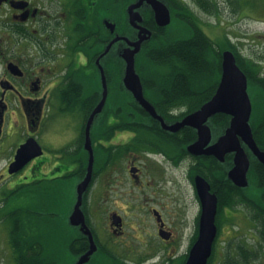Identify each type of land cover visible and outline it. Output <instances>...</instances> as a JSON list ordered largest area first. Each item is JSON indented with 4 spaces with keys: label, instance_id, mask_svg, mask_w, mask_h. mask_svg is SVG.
Returning a JSON list of instances; mask_svg holds the SVG:
<instances>
[{
    "label": "flooded vegetation",
    "instance_id": "1",
    "mask_svg": "<svg viewBox=\"0 0 264 264\" xmlns=\"http://www.w3.org/2000/svg\"><path fill=\"white\" fill-rule=\"evenodd\" d=\"M137 1L0 0V160L9 155L0 173V251L5 241L13 264H77L90 250L89 233L97 251L85 264H185L202 213L197 176L217 196V216L242 207L220 208V195L233 188L239 190L238 198L243 193L244 188L229 177L234 163L227 167L235 152L226 154L224 161L213 154L193 153L189 146L198 141V128L171 129L217 94L226 77V51L233 53L245 75L251 101L249 124L256 149L237 133L250 158L245 188H264V159L259 155L264 153V37L258 35L256 47L248 50L246 45L252 44L223 32L228 6L234 16L242 4L258 11L246 17L262 29L264 8L250 1L224 0L227 6L217 4L218 12H208L195 0H160L171 14L170 23L162 25L154 5L145 0L135 8L141 19L133 24L129 10ZM216 15V22L206 18ZM174 24L178 29L169 30ZM215 26L223 31L216 32ZM143 35L148 38L135 56V71L145 100L158 116L125 81L123 54ZM117 36L123 40L114 42ZM170 39L176 41L171 43L176 58L184 44L179 40L201 47L203 65L196 69L190 63L159 64V55L167 51L162 47L170 46H164ZM228 79L237 84L239 76L230 74ZM229 92L233 94V89ZM104 98L101 111L94 113ZM233 120L234 115L224 111L210 116L206 124L212 137L204 149L225 135ZM29 139L42 153L10 174L18 150ZM181 169L192 186L197 211L187 243L167 219L182 216V210L171 208L164 199L168 184L177 185L174 173ZM89 172L81 207L84 221L73 216L76 202L69 210L52 209L50 195L59 193L57 185L71 182L77 192ZM238 234L231 236L240 239ZM180 243L186 245L181 254ZM232 246L237 247L225 243L222 250ZM98 254L104 259L95 257ZM257 263L264 264V250L252 262Z\"/></svg>",
    "mask_w": 264,
    "mask_h": 264
},
{
    "label": "water",
    "instance_id": "2",
    "mask_svg": "<svg viewBox=\"0 0 264 264\" xmlns=\"http://www.w3.org/2000/svg\"><path fill=\"white\" fill-rule=\"evenodd\" d=\"M145 0H138L130 6L131 22L136 23L140 20V15L135 11V8L141 6ZM154 5L158 21L162 25H168L171 21L170 10L167 5L160 0H147ZM112 26V25H111ZM113 29V26H112ZM148 38V35H143L138 41L133 42L130 46L134 48H127L123 57L127 64V82L129 88L134 91L136 98L141 101L145 108L154 116H158L154 106L145 100L142 92V86L139 76L135 71V56L140 51L142 43ZM123 40L122 37L117 36L114 42ZM127 40V39H125ZM128 42V41H127ZM129 43V42H128ZM224 65L226 77L222 79L221 85L214 98L208 103L204 104L199 110L191 113L179 125L171 127V129H178L179 126L192 125L199 130V139L197 142L189 146V150L193 153L213 154L224 161V157L228 153L235 152L234 166L229 171V177L237 185L245 188L248 186L247 173L250 168V158L241 147L237 133H239L244 142H246L252 149H256L253 139L252 129L249 124V116L251 113V101L247 93V81L245 75L239 69L235 62L232 52L226 51L224 54ZM230 74H237L239 81L234 84L228 79ZM130 76V77H129ZM233 89V94L229 91ZM105 98L98 105L94 113L100 112ZM227 112L234 115V120L227 129L225 135L221 136L218 141L204 149L210 142L212 134L210 127L206 124L208 118L218 112ZM241 118V120H240ZM40 146L34 139H29L24 143L17 152L16 160L10 165L9 172L11 174L18 172L29 160L40 155L42 152H37ZM36 150V152H33ZM264 159V153L259 154ZM91 169V168H90ZM90 181V172L85 180L77 188V201L74 207V217L80 218L84 221L82 211L83 196ZM200 200L202 202V213L199 222V234L196 242L190 250L188 259L185 264H208L213 252V245L218 234V227L216 224V216L218 210V198L215 194L210 192L209 183L202 177L197 176L196 179ZM161 220V219H160ZM91 247L90 250L83 255L77 264H85L90 255L97 251V245L94 242L91 233ZM164 238H168L164 232H161Z\"/></svg>",
    "mask_w": 264,
    "mask_h": 264
},
{
    "label": "rangeland",
    "instance_id": "3",
    "mask_svg": "<svg viewBox=\"0 0 264 264\" xmlns=\"http://www.w3.org/2000/svg\"><path fill=\"white\" fill-rule=\"evenodd\" d=\"M239 1L241 2L250 1L253 4H257L259 7L264 8V0H239ZM217 2L219 4V7L227 6V3L225 5L224 0H217ZM235 9L237 11L239 10L237 13L239 15L237 16L232 15L234 10L230 11L229 6L227 7L228 12L225 15L226 25L223 26L224 31L222 30L223 27L215 26L218 27L216 28V32L223 31L227 33L228 36L231 37L233 40L242 41L244 44L245 43L252 44V46L246 45V48L248 50L250 48L253 49L256 47L254 45L257 42H259L258 35L264 37V29H262V26L255 23L251 17H246V15L250 14L256 16L259 13L258 11H254V12L251 11L250 6L245 4L244 5L242 4L241 6H238ZM261 12L262 14H264V11ZM206 18L209 21L216 22L218 19V15L214 17L208 16ZM177 29H178L177 24H174L169 28V30L172 31ZM208 31L212 33V28H210ZM260 39L263 40V38ZM4 144L8 145V142H4ZM8 156H9L8 154L7 155L4 154L3 159L0 160L1 161L0 173L5 171V170L2 171V168L5 166L7 162L6 159ZM232 162H233L232 160L228 161L227 167H229V164ZM174 174L176 176L177 185L174 184V181L168 184L169 186L168 189L166 190L169 192L168 193L169 195L164 197V199L165 201H168L167 203L171 208L174 207V209L176 210H180V211L182 210V216L168 215L167 219L169 223L171 222L173 229L179 233V238L182 234L185 239V243H187V239H190L191 235L193 234L194 226L197 218L196 216L197 211L195 206L196 200L192 191V186L190 184V181H188L187 178L184 177L185 170L181 169L180 172H175ZM4 188L6 189L7 186ZM57 188L59 189V190L57 189L59 193L53 192L50 195V205L52 209L56 210L58 208L57 212H59V207H61L62 211L65 209L69 210L77 200L76 187L73 186L71 182H69L67 184L59 183L57 185ZM177 190H178V194H177ZM249 191L254 194L256 193V191L253 190L252 188ZM230 210H231L230 213L225 212V210L222 212L221 231L218 234L217 243H216L217 251H215L216 253L214 254V260L212 261L211 264H221V260L223 256L222 246L225 243H228V241L232 238L235 241L238 240L231 236L232 233L233 235H235L239 232L240 235L242 234L241 235L242 237L240 236V239L242 241H246V242L251 241V239H248L247 235L245 234L252 228L253 225H251L250 220L247 218L244 207L242 206L241 208L230 209ZM231 229L237 233H235L234 231L231 232ZM248 236H250V234ZM185 243L179 244V251H178L179 254L183 253L184 250L186 249ZM99 255L100 254H98L97 256ZM13 263L14 262L9 246L5 245V241H3L0 251V264H13ZM257 264H261V263H257Z\"/></svg>",
    "mask_w": 264,
    "mask_h": 264
},
{
    "label": "trees",
    "instance_id": "4",
    "mask_svg": "<svg viewBox=\"0 0 264 264\" xmlns=\"http://www.w3.org/2000/svg\"><path fill=\"white\" fill-rule=\"evenodd\" d=\"M198 2L201 6L205 8L208 12H218V2L217 0H195ZM230 3L233 1H239V0H228ZM234 3V2H233ZM232 4V3H231ZM171 38V37H170ZM170 42L164 44L170 45L171 43L176 44V41L169 40ZM178 42L184 43L182 46L178 47L180 48L179 55L176 58V54L173 52L174 47L173 44H171L168 47H162V50L167 48L166 53L160 54L158 57V63L159 64H180V65H187L188 63L193 64L196 69H199L203 65V52L201 47H194L191 48L186 43L187 40L182 39ZM186 43V44H185ZM153 64H156L153 62ZM198 73V70L195 71ZM200 105H195V109L199 108ZM235 188L231 189L226 194L220 195V208L223 206H229L232 208H235L237 206L242 205L244 207L245 213L247 218L250 220L252 228L250 229V232H254L252 236H247L248 239H251V241H240L239 236L234 237L238 239L237 241L230 239L227 244L230 245H236L237 247L232 246L229 247L226 251L223 250L224 253L222 256L221 264H252V262L259 258V255H261V251L264 250V188H259L256 193H251L249 190L251 188H245L242 190L243 193H240V197L238 198L236 193L239 190H234ZM253 189V188H252ZM237 194V195H236ZM221 214H218L217 216V224L218 227L221 228ZM220 232V230H219ZM246 240V239H245ZM255 242V246L247 247V243ZM217 240L214 243L213 253L209 260V264L212 263L214 260V254L217 251ZM243 244L240 245V244ZM104 259L102 255L100 254L98 258ZM261 257V256H260ZM106 261V259H105Z\"/></svg>",
    "mask_w": 264,
    "mask_h": 264
}]
</instances>
